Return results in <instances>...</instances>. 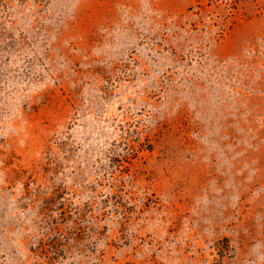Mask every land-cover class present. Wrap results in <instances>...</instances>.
<instances>
[{
  "label": "rangeland",
  "instance_id": "rangeland-1",
  "mask_svg": "<svg viewBox=\"0 0 264 264\" xmlns=\"http://www.w3.org/2000/svg\"><path fill=\"white\" fill-rule=\"evenodd\" d=\"M0 264H264V0H0Z\"/></svg>",
  "mask_w": 264,
  "mask_h": 264
},
{
  "label": "trees",
  "instance_id": "trees-1",
  "mask_svg": "<svg viewBox=\"0 0 264 264\" xmlns=\"http://www.w3.org/2000/svg\"><path fill=\"white\" fill-rule=\"evenodd\" d=\"M229 8L236 9L237 5L243 0H222Z\"/></svg>",
  "mask_w": 264,
  "mask_h": 264
}]
</instances>
